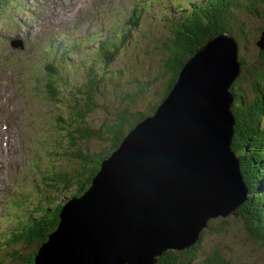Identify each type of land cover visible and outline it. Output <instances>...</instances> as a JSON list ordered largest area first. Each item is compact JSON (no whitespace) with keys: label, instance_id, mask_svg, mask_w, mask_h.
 I'll use <instances>...</instances> for the list:
<instances>
[{"label":"water","instance_id":"1","mask_svg":"<svg viewBox=\"0 0 264 264\" xmlns=\"http://www.w3.org/2000/svg\"><path fill=\"white\" fill-rule=\"evenodd\" d=\"M256 46L264 51V29ZM240 49L229 33L196 49L89 189L62 202L35 264H157L168 251L193 248L213 220L239 217L249 197L232 149Z\"/></svg>","mask_w":264,"mask_h":264},{"label":"rangeland","instance_id":"2","mask_svg":"<svg viewBox=\"0 0 264 264\" xmlns=\"http://www.w3.org/2000/svg\"><path fill=\"white\" fill-rule=\"evenodd\" d=\"M203 0H6L0 9V264H7L11 250L24 254L35 251L16 243L9 232L21 222H29L31 217L40 216V208L54 207L56 201L45 193L47 180L54 168L68 162L63 158L48 155L47 170L44 173L32 170L31 158L45 145L56 152L59 137L50 134L49 125L42 127L40 117L45 112L37 100L23 87L14 60L9 59L12 51L8 47L11 37L22 35L30 41L51 35L82 39L96 36L97 41L84 40L83 51L73 60L74 67L68 69L73 78L72 85L84 81L92 63L101 66L100 54H93L102 40H108L110 47L118 52L114 65H107L113 75H117L118 91L109 86L104 92L100 120L113 121L123 109L137 113L159 104L167 91L172 73L165 67L169 53L163 42L172 38L174 18L191 8L192 2ZM236 17L241 28H235L241 46L240 58L246 70L241 78L239 90L244 99L252 100V77L248 70L256 68L264 71L256 42L264 29V5L250 13L245 1L238 2ZM31 8L32 12H26ZM135 12L136 21L126 24ZM119 15L122 19L119 21ZM121 22V23H119ZM119 23V24H118ZM26 24V25H25ZM130 32L125 36L124 29ZM104 73L103 69L99 70ZM144 92L137 98V93ZM264 94V83L261 84ZM119 95L136 97L133 103L119 100ZM47 109L52 110L48 104ZM153 114V113H152ZM54 119L51 118V125ZM43 139L41 140V137ZM44 141V144L41 142ZM99 146V147H98ZM98 149L109 147L107 142H97ZM56 155V154H55ZM31 174V176L29 175ZM77 187L68 193L74 197ZM225 222V223H222ZM219 223L224 224V232L218 233ZM220 228V227H219ZM206 231V232H205ZM204 232L203 247L212 252L218 249L229 254L236 264H264V248L249 240L242 220L227 218L210 223Z\"/></svg>","mask_w":264,"mask_h":264},{"label":"trees","instance_id":"3","mask_svg":"<svg viewBox=\"0 0 264 264\" xmlns=\"http://www.w3.org/2000/svg\"><path fill=\"white\" fill-rule=\"evenodd\" d=\"M5 1L0 0V9ZM239 1L247 3L246 9L250 13L264 5V0H203L192 2L189 10L174 18L172 38L163 42V47L169 53L165 67L173 75L163 100L173 88L186 60L210 38L229 33L239 42L235 36V28H241V22L236 17ZM135 21V14H132L127 24L131 25ZM124 32L127 36L130 29L125 28ZM95 53L100 54L101 66L92 63L85 80L72 86L73 78L68 69L74 67V62L65 52L63 44L54 37L40 41L28 52L27 59L22 63V75L29 82L23 83V87L45 110L48 132L59 137L55 156L65 159L68 167L64 163L59 168L53 165V172L47 180L45 193L55 199L56 205L40 208V216L31 217L27 223H19L9 232L17 242L16 246L20 243L28 247L36 246L35 251L24 254L23 251L11 250L7 255V264H35L37 249L58 227L62 202L69 197L68 193L77 187L74 197L83 195L91 186L104 159L110 157L129 131L151 115L160 104L154 108L148 107L149 113H133L123 109L113 121L98 124L99 112L107 108V105H103L106 99L104 89L109 86L115 91L119 89L116 82L118 73L113 75L107 68V65L116 63L118 52L110 47L108 40H104ZM259 61L264 67V51L260 50ZM101 68L104 73L99 72ZM248 74L253 79L255 96L252 100L244 99L243 94L236 89L240 87L243 75L233 88L236 126L232 149L240 160L241 172L249 189L248 201L240 208L239 218L249 240L264 248V94L261 90L264 71L256 68L248 70ZM143 92L144 87L137 93V98ZM118 98L122 104L133 103L136 99L129 95H119ZM48 104L52 107L51 111L46 107ZM97 142H107L109 147L98 149ZM218 220L225 221L217 219L212 222ZM223 225L219 223L218 233L224 232ZM205 232L193 248L184 252L168 251L158 259L157 264H236L232 257L227 258L229 254L218 249L212 252L204 249L202 243Z\"/></svg>","mask_w":264,"mask_h":264},{"label":"bare ground","instance_id":"4","mask_svg":"<svg viewBox=\"0 0 264 264\" xmlns=\"http://www.w3.org/2000/svg\"><path fill=\"white\" fill-rule=\"evenodd\" d=\"M160 103H161V102H160ZM154 112H155V111H154ZM154 112H153V113H154ZM143 120H144V119H143ZM143 120H142V121H143ZM142 121H141V122H142Z\"/></svg>","mask_w":264,"mask_h":264}]
</instances>
